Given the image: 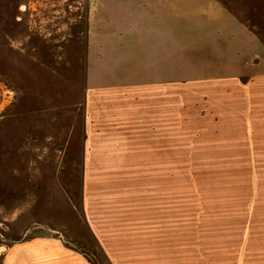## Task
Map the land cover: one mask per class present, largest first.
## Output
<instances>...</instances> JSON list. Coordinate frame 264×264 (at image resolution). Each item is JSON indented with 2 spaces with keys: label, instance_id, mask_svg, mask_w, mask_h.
<instances>
[{
  "label": "rangeland",
  "instance_id": "obj_1",
  "mask_svg": "<svg viewBox=\"0 0 264 264\" xmlns=\"http://www.w3.org/2000/svg\"><path fill=\"white\" fill-rule=\"evenodd\" d=\"M87 3L0 0V107L8 88L29 80L6 48L22 50L30 38L51 52L50 43L70 36L74 13L84 22ZM184 67L175 63L169 89L173 127L159 126L150 148L125 141L122 120L101 126L83 189L79 173V189L64 190L61 207H47L48 226H31L20 238L0 226V264H151L154 255L155 264H264V135L249 131L264 132V117L259 127L258 119L241 116L231 108L230 87L220 93L215 79L177 77ZM41 80L63 96L76 81ZM78 114L81 140V106Z\"/></svg>",
  "mask_w": 264,
  "mask_h": 264
},
{
  "label": "crops",
  "instance_id": "obj_2",
  "mask_svg": "<svg viewBox=\"0 0 264 264\" xmlns=\"http://www.w3.org/2000/svg\"><path fill=\"white\" fill-rule=\"evenodd\" d=\"M86 14L80 22L83 14L74 13L70 36L50 43L51 52L30 38L22 50H5L7 59L18 55L29 79L27 87L8 88L0 107V226L10 238L48 226L47 207H61L64 190L79 189V173L83 189L101 126L122 120L125 141L150 148L159 126L173 127L176 62L187 72L177 77L215 79L220 93L230 87L231 108L263 125L264 0H88ZM61 77L76 79L65 96L42 84Z\"/></svg>",
  "mask_w": 264,
  "mask_h": 264
},
{
  "label": "water",
  "instance_id": "obj_3",
  "mask_svg": "<svg viewBox=\"0 0 264 264\" xmlns=\"http://www.w3.org/2000/svg\"><path fill=\"white\" fill-rule=\"evenodd\" d=\"M3 248L1 247L0 250H2Z\"/></svg>",
  "mask_w": 264,
  "mask_h": 264
}]
</instances>
